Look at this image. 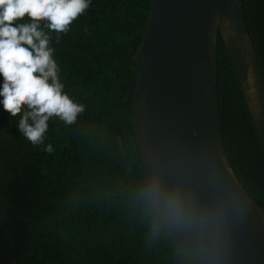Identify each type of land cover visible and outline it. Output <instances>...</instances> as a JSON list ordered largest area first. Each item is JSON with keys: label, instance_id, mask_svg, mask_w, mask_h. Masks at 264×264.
<instances>
[{"label": "trees", "instance_id": "obj_1", "mask_svg": "<svg viewBox=\"0 0 264 264\" xmlns=\"http://www.w3.org/2000/svg\"><path fill=\"white\" fill-rule=\"evenodd\" d=\"M154 0H92L60 34L65 91L84 104L75 122H49L47 153L0 110V264H200L173 238L144 178L134 127L137 59ZM264 70V0H243ZM222 140L233 170L264 208V141L221 34Z\"/></svg>", "mask_w": 264, "mask_h": 264}, {"label": "water", "instance_id": "obj_2", "mask_svg": "<svg viewBox=\"0 0 264 264\" xmlns=\"http://www.w3.org/2000/svg\"><path fill=\"white\" fill-rule=\"evenodd\" d=\"M221 34L264 141V70L243 0H154L138 55L134 127L151 199L200 264H264V208L237 178L220 129Z\"/></svg>", "mask_w": 264, "mask_h": 264}, {"label": "clouds", "instance_id": "obj_3", "mask_svg": "<svg viewBox=\"0 0 264 264\" xmlns=\"http://www.w3.org/2000/svg\"><path fill=\"white\" fill-rule=\"evenodd\" d=\"M92 0H0V110L19 117L17 132L33 146L45 143L49 122H75L84 104L65 91L55 59L60 34Z\"/></svg>", "mask_w": 264, "mask_h": 264}]
</instances>
